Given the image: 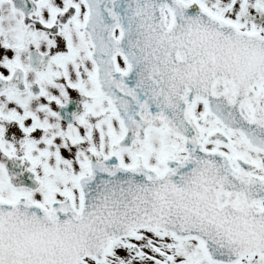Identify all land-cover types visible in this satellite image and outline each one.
Returning a JSON list of instances; mask_svg holds the SVG:
<instances>
[{"label": "snow or ice", "instance_id": "obj_1", "mask_svg": "<svg viewBox=\"0 0 264 264\" xmlns=\"http://www.w3.org/2000/svg\"><path fill=\"white\" fill-rule=\"evenodd\" d=\"M0 264H264V0H0Z\"/></svg>", "mask_w": 264, "mask_h": 264}]
</instances>
